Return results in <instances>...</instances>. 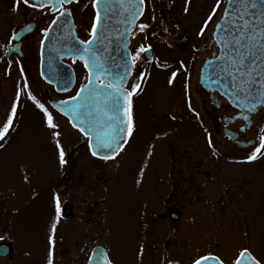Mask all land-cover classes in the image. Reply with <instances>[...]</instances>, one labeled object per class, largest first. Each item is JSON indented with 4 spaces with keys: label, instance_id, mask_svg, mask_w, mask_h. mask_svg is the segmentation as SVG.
I'll return each instance as SVG.
<instances>
[{
    "label": "rangeland",
    "instance_id": "1",
    "mask_svg": "<svg viewBox=\"0 0 264 264\" xmlns=\"http://www.w3.org/2000/svg\"><path fill=\"white\" fill-rule=\"evenodd\" d=\"M92 2L69 4L78 27L88 29L94 23ZM181 60L186 63L187 58ZM196 62L189 70L188 66L181 68L182 63L174 73L156 61L147 66L139 85L128 84L132 89L130 131L121 150L109 160L93 157L84 137L47 105L43 109L30 101L18 111L14 124L0 134V243L11 245L10 257L0 259V264L57 263L60 254L53 244V219L63 202L79 199L72 191V180L76 181L78 174L71 173L76 167L85 176L103 171L97 174L100 188L95 208L117 217L110 226L121 242L108 247L109 256L117 264H131L140 248L133 238L141 219L137 216L164 206L153 196L156 187L150 169L161 167L159 179L163 182L168 164L192 161L213 165L210 177L218 180V185L216 189L205 186L203 182L211 181L208 177L202 181L198 200L185 197L184 201L170 202L181 217L164 222V237L170 232L172 239L164 247V263L177 259L187 264L201 254L218 251L227 264L240 248L248 247L264 264V107L252 116L249 134L256 143L246 151L257 148L253 160L242 165L244 150L222 134L212 133L205 124L208 118L198 96ZM73 67V89L52 91L53 98L72 95L86 77L81 63ZM9 99L5 96V107L11 104ZM197 116L203 122H198ZM215 147L221 153H211ZM226 169L246 174L245 181ZM65 174L73 179L66 181ZM220 195L223 199L217 202Z\"/></svg>",
    "mask_w": 264,
    "mask_h": 264
},
{
    "label": "flooded vegetation",
    "instance_id": "2",
    "mask_svg": "<svg viewBox=\"0 0 264 264\" xmlns=\"http://www.w3.org/2000/svg\"><path fill=\"white\" fill-rule=\"evenodd\" d=\"M86 1L88 0H84L83 5ZM142 3L141 14L135 23L129 41V51L133 64L127 86L129 83L132 86L139 85L147 66L153 62L158 61L163 67L166 66L177 73L182 63L184 65L181 68L185 70V67L188 66L189 70L196 59V72L198 74L205 60L217 56L220 47L213 36V31L216 22L221 17L226 0H142ZM69 11L73 17L71 9ZM53 18L54 14L51 12L50 6H36L27 0H0V134H3L10 125L14 124L18 111L25 108V104L30 101L36 102V105L43 109H45V104L54 113L62 116L49 103L53 99L51 92L57 93V91L51 83L42 78L39 68L40 42ZM74 25L77 36L85 41L90 36L94 23L88 29L78 27L75 21ZM80 28L84 31L83 34ZM19 33L22 35L15 40ZM200 55L201 57H199ZM182 57L187 58L186 63L181 60ZM76 63L81 62L72 63V67ZM73 71L76 81L74 67ZM84 80L85 77L81 79L80 85ZM128 90L131 94L132 89L128 88ZM198 93L204 115L208 118V123H205L206 126L209 125L212 133L222 134L237 148L243 149L244 151L241 152H244V155L240 158L243 159V164L242 162L241 164L247 165L253 160L252 155L257 149L255 147L251 151H246L253 148L256 143V140L250 137L249 133L254 124L252 116L258 111L251 115L250 125L245 127L244 113L234 108L225 97L217 92L205 90L199 84ZM5 96H9L11 101L10 105H6L7 107L4 106ZM54 99L62 98L55 97ZM198 122H203V120L200 119ZM225 131L235 134L237 140L254 141V143L249 147L242 148L233 142L225 134ZM85 141L87 142L86 138ZM215 149L211 153H221L217 147ZM186 157L192 159L189 158L190 156ZM64 162L67 163V160ZM212 168L206 167L205 163L194 161L185 162L181 165L175 162L170 163L165 168L163 182L159 179L163 169L158 166L150 169L149 176L153 178V185L156 187L153 196L164 202V206L161 210H151L137 216L141 219L140 224L135 226L133 238L140 248L137 258H134L131 264L178 262L177 259H169L164 263V247L172 241L170 232L168 236L164 237V222L165 220L174 221L181 217L176 211L177 209L170 205V202H181L185 200V197L198 200L197 193L201 189L202 181L213 176ZM74 171L71 174H78L76 181H73L75 179L71 178L69 174H65L64 177L66 181L73 179L72 191L79 195V199L63 202L56 211L57 214H54L56 219H53L56 232L52 239L60 254L56 264H100L102 261L99 257L100 248L105 250L110 264H117L111 259L108 252L110 245L115 246L121 243L119 242L120 239L116 238L114 229H111L110 226L114 224L117 217L105 214L106 212L95 208L99 201L100 188L97 174L103 171H98L93 175L91 173L92 176H85L78 167ZM226 171L234 176L240 175L238 177H241L242 181H245L244 176H247L233 170L230 172L226 169ZM255 177L256 175L253 173L252 183ZM210 178L209 183L203 182V184L205 186L208 184L210 189H216L218 184L215 181L218 180L212 181L213 177ZM221 199L223 196H218L217 202ZM181 206L179 205L180 208ZM176 207L179 208L177 205ZM243 208L245 209V207ZM35 218H40V216H35ZM247 228L250 230L248 225ZM1 244L10 247L7 255L0 257V259H7L11 255V245L7 242H1ZM245 249L251 253L248 247H242L236 254L234 253V257L227 264H232L238 254ZM208 254H214L220 258L218 251L208 252L189 260L187 264H191L199 257Z\"/></svg>",
    "mask_w": 264,
    "mask_h": 264
},
{
    "label": "water",
    "instance_id": "3",
    "mask_svg": "<svg viewBox=\"0 0 264 264\" xmlns=\"http://www.w3.org/2000/svg\"><path fill=\"white\" fill-rule=\"evenodd\" d=\"M27 1L36 6H50L55 14L40 42L42 78L57 92L65 93L73 88L75 81L71 64L65 60L81 61L87 72L86 81L73 96L51 99L50 104L87 137L94 157L111 159L130 127V93L126 84L131 76L132 60L128 46L142 11V0H94L96 18L86 41L77 37L69 9H61L77 0ZM213 35L220 51L202 64L198 82L207 90L218 91L233 107L244 112L248 127L251 115L264 106V0H226ZM225 134L241 147L254 143L235 140L236 135L230 131ZM8 251L6 244L0 245V257ZM99 257L100 264H110L101 248ZM192 264L224 263L214 255H205ZM233 264L259 263L243 250Z\"/></svg>",
    "mask_w": 264,
    "mask_h": 264
}]
</instances>
